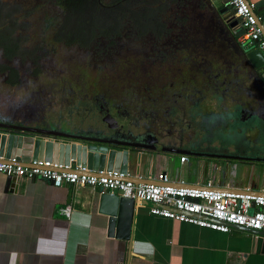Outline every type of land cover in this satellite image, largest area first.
I'll return each instance as SVG.
<instances>
[{
	"label": "flooded vegetation",
	"instance_id": "flooded-vegetation-1",
	"mask_svg": "<svg viewBox=\"0 0 264 264\" xmlns=\"http://www.w3.org/2000/svg\"><path fill=\"white\" fill-rule=\"evenodd\" d=\"M184 1L54 0L63 20L72 22L63 35L47 29L23 35L19 3L0 2V123L67 132L82 138H58L115 149L137 152L123 143L143 144L141 159L183 156L149 146L185 150L193 153L187 160L211 163L243 165L264 157V103L258 101L264 69L251 68L227 32V19L236 18V25L239 19L224 0H192L183 14ZM147 32L154 36L150 47L131 44ZM60 48L74 51L64 56ZM26 80L13 103L9 97ZM38 80L51 90L29 87ZM217 111L215 130L209 118Z\"/></svg>",
	"mask_w": 264,
	"mask_h": 264
},
{
	"label": "crops",
	"instance_id": "crops-1",
	"mask_svg": "<svg viewBox=\"0 0 264 264\" xmlns=\"http://www.w3.org/2000/svg\"><path fill=\"white\" fill-rule=\"evenodd\" d=\"M258 7L264 19V0L255 3ZM218 113L209 118L215 130ZM259 124L264 132V119ZM235 169L248 178L230 177ZM160 171L185 182H203L210 174L224 185L264 188V177L263 182L254 177L255 171L264 172L261 159L237 165L162 154L132 166L133 174L150 180ZM7 175L0 172V264H264L261 233L236 226L220 232L153 215L147 204H135L130 237L110 236L108 216L99 211L104 192L99 187L92 191L68 183L54 186L40 176H14L15 185L6 189ZM66 208L68 214L62 212Z\"/></svg>",
	"mask_w": 264,
	"mask_h": 264
},
{
	"label": "built area",
	"instance_id": "built-area-1",
	"mask_svg": "<svg viewBox=\"0 0 264 264\" xmlns=\"http://www.w3.org/2000/svg\"><path fill=\"white\" fill-rule=\"evenodd\" d=\"M225 1L239 19V28L243 29L238 41L247 47L256 46L264 57V35L258 23L263 16L254 14L255 4L249 0ZM180 160H187V156H181ZM53 166L62 169H53ZM63 168L69 166L62 167L49 161L34 160L28 164H20L15 158L0 159V172L16 177L40 176L54 186L68 183L88 186L92 191L99 187L104 192L133 198L135 204H147L150 214L173 221L187 222L220 232H228L233 225L264 231V188L224 185L217 183L210 174L203 182H185L173 180L168 172L160 171L155 175L153 183H145L135 182L129 173L113 170L88 173L90 171L80 165L75 166L77 171H66ZM62 212L68 214L69 211L66 208Z\"/></svg>",
	"mask_w": 264,
	"mask_h": 264
},
{
	"label": "water",
	"instance_id": "water-1",
	"mask_svg": "<svg viewBox=\"0 0 264 264\" xmlns=\"http://www.w3.org/2000/svg\"><path fill=\"white\" fill-rule=\"evenodd\" d=\"M225 1V0H224ZM260 8L254 10V14ZM223 11V8L220 9ZM227 32L231 34L236 44L241 48L242 55L247 64L253 69H264V57L260 50L256 46H244L238 41V37L243 33V30L239 28L237 19L229 17ZM262 28L264 35V19L258 22ZM264 74L259 77V86L261 88L262 96L259 98L260 102L264 101ZM264 103V102H263ZM0 159L7 160L9 158H15L17 163L28 164L31 161H49L52 164H59L63 166H69V168H63L66 171H77L75 166L80 165L85 167L88 173H97L99 170L117 171L123 174H130V178L135 182L153 183L154 180L147 178H138L137 175L132 173L133 164L141 162L140 150L147 149L143 144H126L137 149L136 151L128 149H115L109 148L103 145L97 144H84L77 141H66L58 137L64 138H79L82 137L52 129H43L36 127L16 126L13 124L0 123ZM37 133L38 135H35ZM42 134L51 135L52 137H44ZM122 144V143H121ZM152 150H158L163 152H177L179 154L188 155L193 154L188 151H174L172 149L163 146H149ZM254 160L261 159L264 161V157H256ZM52 168V167H51ZM53 169L61 170L62 168L53 166ZM137 172V166H135ZM139 172V171H138ZM14 175L8 174L5 182V188L15 185ZM261 193L260 191H255ZM263 193V192H262ZM135 201L133 198L124 197L118 193L102 192L99 197V211L108 216L107 234L110 236H117L122 238H129L131 233L132 219L134 215ZM234 227L246 228L244 226L233 225ZM248 230L261 233L264 235V231L256 230L252 228H246Z\"/></svg>",
	"mask_w": 264,
	"mask_h": 264
},
{
	"label": "rangeland",
	"instance_id": "rangeland-1",
	"mask_svg": "<svg viewBox=\"0 0 264 264\" xmlns=\"http://www.w3.org/2000/svg\"><path fill=\"white\" fill-rule=\"evenodd\" d=\"M103 1L106 2L107 0H103ZM119 1L120 0H118V2ZM250 1L253 2L254 4L255 3L257 4L259 2V0H250ZM0 2L3 4L4 7L10 6L11 8L13 7L15 3H19L17 6L19 7L18 8L19 13L17 15H19L18 21L20 23V28L24 30L23 35L26 33H29L30 35H34L37 32L40 34L42 33V31H44V29L49 30L51 33H54L56 30H61V32L59 33L63 35V34H67L66 31H68V29L72 27V24H71L72 22L70 21V17L67 20L66 19L63 20L62 14L64 11L62 10V7L56 4H52L54 0H0ZM193 5H194V2H192V0H186L179 6H181L182 13L184 14L186 11H188V7L193 6ZM123 6L124 5H122L121 7ZM137 8H138V5L133 6V9H137ZM119 9H120V5L118 4V10ZM122 11L124 12V9L121 10V12ZM101 20H104V18H101ZM105 21H108V17L106 18ZM153 37L154 36L152 33L147 32V35L143 37V40L141 41L138 40V42L133 41L131 44L138 46V47H140L141 45L142 46L144 45L145 47L147 46L150 47L154 41ZM61 49L62 48H60L59 50ZM68 51L72 53L74 49L73 48L70 50L62 49V51H60V55L66 56V53L69 54ZM2 61L3 59H2L1 52H0V62ZM145 61L147 62V60ZM13 63L18 66L17 61H14ZM25 66H30V65L28 62H26ZM58 68H60V66L56 65L55 68L53 69L54 72L57 74H58V71H57ZM22 76L24 78L28 77L27 74H25V72L23 71H22ZM40 81L42 82V80H38V84L33 83L32 81H29V87L31 86L30 84H34V87L38 86L39 91H40L39 93H42V94L51 90L52 85H50V83L48 82L40 83ZM27 82L28 80H26L22 86H18L19 89L16 92L14 97H9V99H11L13 103H15V101L21 97L19 94L23 93V91H20V89L26 88ZM54 84L59 85L60 82L58 80H54ZM72 88H74V86L72 82H70V90ZM66 91L69 92L68 89H66ZM5 93H7V91ZM32 93L35 94V91H33ZM56 100H57V96L55 95L53 97L54 103H56ZM221 175L224 176L222 173ZM229 176L236 178V180H239V179L245 180L246 178H248L249 173L247 175H243L242 172H240L238 169H235L234 171L233 170L229 171ZM254 177L256 178L257 181L260 179V181L263 182L264 172L255 171Z\"/></svg>",
	"mask_w": 264,
	"mask_h": 264
}]
</instances>
